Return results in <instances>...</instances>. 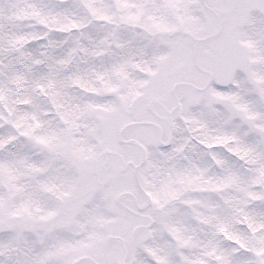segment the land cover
Returning <instances> with one entry per match:
<instances>
[{"label": "snow or ice", "instance_id": "obj_1", "mask_svg": "<svg viewBox=\"0 0 264 264\" xmlns=\"http://www.w3.org/2000/svg\"><path fill=\"white\" fill-rule=\"evenodd\" d=\"M0 264H264V0H0Z\"/></svg>", "mask_w": 264, "mask_h": 264}]
</instances>
